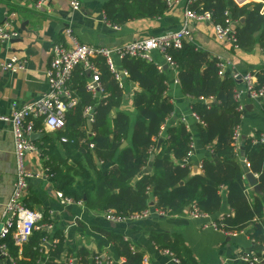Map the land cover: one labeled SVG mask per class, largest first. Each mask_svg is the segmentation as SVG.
<instances>
[{"label":"trees","instance_id":"trees-1","mask_svg":"<svg viewBox=\"0 0 264 264\" xmlns=\"http://www.w3.org/2000/svg\"><path fill=\"white\" fill-rule=\"evenodd\" d=\"M253 5L251 9L252 4L239 6L235 0H196L188 6L196 12H211L214 24L234 22L237 45L241 49L250 50L259 45L264 51L263 4ZM168 9L167 0H110L105 6V16L114 24H126L132 19L162 17ZM168 53L177 66L182 92L195 98L192 109L202 121V143L212 148V153L203 161L204 173L189 176V164L182 166L180 163L188 157L193 141L185 123L168 127L162 141L163 151L151 158L161 138L162 125L174 112V104L167 93L170 71L165 66L160 71L155 61L126 56L121 60V68L127 70L130 81L140 86V91L133 96L135 115L120 109L125 100L123 88L104 58L95 59L104 88L101 98L86 91L88 74L82 68L77 69L73 87L80 103L61 134L67 139L63 146L65 154L61 155L53 143H49L50 138L43 139L50 156L46 165L48 174L65 198L84 202L92 209L112 210L121 218L147 210L150 194L155 197L156 208L171 215L182 212L187 206L212 214L221 208L226 196L234 214L225 216V228L239 231L254 222L252 237L264 242V204L261 196H257L254 204L250 203L246 170L240 161L245 157L250 162V169L259 174L258 182L264 192V142L257 133V141L251 136H242L240 146L237 148L234 144V133L242 124L244 114L239 109L240 101L235 98L240 86L238 80L230 70L221 76L219 60L196 43L185 42L181 48H169ZM256 75L255 88L264 87V69ZM201 97L205 100H200ZM210 97L217 102L208 101ZM87 105L94 108L91 130L84 116ZM125 140L129 144L122 147ZM148 165L153 171L146 169ZM75 175L79 176L78 180ZM221 189H225V194ZM46 236V229L36 232V242ZM56 236L59 242L48 264H58L55 259L64 248L62 233L57 232ZM109 238L116 250L125 256L124 264H143V253L134 251L122 236L110 233ZM155 239L159 243L160 237L155 236ZM7 242L13 249V240L8 238ZM160 246L180 257L163 243ZM40 249V244L34 248L35 260L20 263L36 264ZM81 252L84 261L89 262L87 251ZM92 264L97 263L93 261Z\"/></svg>","mask_w":264,"mask_h":264},{"label":"crops","instance_id":"crops-1","mask_svg":"<svg viewBox=\"0 0 264 264\" xmlns=\"http://www.w3.org/2000/svg\"><path fill=\"white\" fill-rule=\"evenodd\" d=\"M38 1L0 0V25L10 22L19 33L12 40L0 39V61L12 57L26 60L23 70L8 72L0 68V114L4 116L12 113L13 102L20 105L32 102L48 90L46 71L52 57L53 46L58 42L70 44L64 32L66 28H72L74 36L81 43L120 48L138 40L179 29L184 24V12L187 6V0H181L169 6L162 17L132 19L126 24H114L105 16V6L110 0H82L80 11L72 9L70 0H47L41 7L36 6ZM235 2H238L239 6L252 4L251 9L254 8V3H262L264 13V0H235ZM190 28L192 39L186 42L196 43L212 57L228 62L230 71L235 70L242 74L253 73L257 81L256 72L264 69V51L259 45H254L250 50H243L231 43L219 41L210 22H193ZM153 56L170 71L167 93L174 104V112L171 119L162 125L161 142H158L153 149L151 158L163 151L162 141L167 135L168 127L171 124L178 126L180 123H185L192 133L194 151L180 163L182 166L189 164V176L203 174L204 158L212 153V148L202 143L200 121L194 117L195 112L192 109L195 98L182 92L177 67L167 64L164 56L159 52H153ZM114 59L119 70H125L121 68L122 59L117 55ZM74 76L71 87L77 93L73 87ZM128 76L127 72L124 76L123 88L125 100L120 109L134 116L133 96L140 91V86L130 81ZM238 82L239 89H245L244 83ZM95 97L101 98L102 93ZM211 100L217 102L215 98ZM242 102L245 104V110L240 125L241 137L251 136L257 141L259 139L256 138L257 133H260V137L264 136V100L254 101L248 94H244ZM74 115L75 111L72 110L68 113L67 120ZM67 126L68 121L66 128ZM66 128L61 131H51L46 129L40 120L36 121L33 133L36 135H31V138L37 149L29 152L25 158L26 168L35 173V176L28 183L24 202L31 209L44 212L42 224L51 222L54 227L45 228L47 236L39 242H36L35 233L41 232L42 229L35 231L30 241L22 246L16 245L13 241L14 247L9 248L4 264H21L20 261L35 260L34 248L37 244L41 246V255L37 256L36 264L51 263L52 252L59 242V238L55 237L57 232L62 233L65 243L63 251L55 259L58 264H84V262L92 264L96 255L111 260L113 264H124L125 256L116 250L109 238L110 233L122 236L134 251L142 252L148 258L149 264H247L239 258L241 254H261L264 251V242L252 237L254 222L236 231V235H228L212 227H204L203 222L208 220L192 218L191 206L185 207L182 212L175 215L160 213L155 206L153 194L148 198L150 214L147 217L126 219L121 222L109 220L106 217L107 211L92 209L84 202L64 203L58 195L60 191L47 171L46 165L50 156L47 155L43 139L50 138L49 143H53L61 155H64L65 142L62 141L64 135L61 134ZM87 128L89 130L92 128V122L89 125L88 120ZM128 144L129 142L125 140L122 147ZM242 158L245 157H241L240 161ZM97 162L100 164V159H97ZM146 169L153 171L151 165ZM16 171L17 162L11 124L0 120V226L4 219L6 203L14 189ZM253 173L258 180L259 174ZM75 177L79 179L78 175ZM245 180L250 203L254 204L257 196H261L264 204V192L257 193L253 186L248 184L246 177ZM221 193L225 194V189H221ZM231 214L233 215L234 211L224 196L221 208L210 214V217L212 220H218L222 216ZM155 236L160 237L159 243ZM162 243L163 246L171 248L175 255L182 257H178L180 262L173 261V256L164 252V248L160 246ZM83 249L87 251L86 258L89 262L84 261L81 252Z\"/></svg>","mask_w":264,"mask_h":264},{"label":"built area","instance_id":"built-area-1","mask_svg":"<svg viewBox=\"0 0 264 264\" xmlns=\"http://www.w3.org/2000/svg\"><path fill=\"white\" fill-rule=\"evenodd\" d=\"M47 0H39L36 2L37 7L43 6ZM181 0H167L169 6L179 3ZM196 0H187L185 9V20L183 26L179 29L168 31L161 35L151 36L142 40H138L120 48H110L107 46H97L86 43H81L73 34L72 28H66L65 34L70 42L67 45L64 42L55 43L52 50V57L50 64L46 71L48 82V90L32 102L25 104L12 103V113L9 116L0 114V120L8 121L11 124L15 156L17 162L16 181L13 192L9 197L5 209L4 219L0 226V264H4V258L9 254L8 238H11L18 246L27 243L35 231L40 229H51L54 225L51 222L42 224L41 220L44 217V212L41 210H34L28 207L24 202V195L28 188L30 179L35 176V173L29 171L25 165V158L29 152L37 149L33 142L31 135L35 132L36 121L40 120L43 126L51 131H61L66 128L67 115L74 110L80 103L79 96L71 87V82L74 73L78 67L82 68L89 78L86 80L85 88L93 96H98L103 92V84L101 81L100 68L95 61L96 58L102 57L106 60L111 72H113L115 79L118 81L121 88H124V76L127 71L119 70L115 62V56L120 59L126 56H137L145 58L149 61H155L158 69L162 71L164 64H160L153 56V52H159L164 56L166 63L177 67L168 49L171 47L181 48L183 44L192 39V30L190 24L193 22H210L214 26L215 37L219 41L231 43L236 48L237 34L234 28V22L228 20L227 24H214L212 13L209 11L196 12L189 8V4ZM71 7L75 11H80L82 7V0H70ZM238 3V2H237ZM19 33L15 30L10 22L0 25V39L3 41L12 40L17 37ZM26 60L24 58L12 57L5 61H0V68L8 72H16L25 69ZM219 74L225 75L228 70V62L219 59L218 62ZM231 75L234 79L243 82L245 89H238L235 95L236 100L240 101L239 109L244 112L245 104L242 102V96L248 94L254 101L264 100V87L255 88L257 84L255 75L253 73L242 74L238 71L231 70ZM202 101L204 97L200 98ZM214 97H210L208 101H212ZM93 106L87 105L84 108V116L87 120L93 122ZM200 122L201 119L197 113L193 114ZM241 140V131L238 127L234 133V144L238 148ZM62 141L67 139L62 137ZM264 142V136L261 137ZM194 151V144H191L189 156ZM245 167L250 169V162L244 158ZM258 176V174H256ZM59 197L64 203L73 202L70 198H65L61 192ZM160 213H164L160 211ZM190 213L192 218L199 220H208L203 222L204 227H212L216 230L224 232L228 235H236V231L225 228L223 223L225 217L218 220H212L210 214L200 212L195 206H191ZM150 210L147 209L140 214H135L131 217L121 218L115 215L110 210L106 212V217L113 222H121L126 219H138L147 217ZM164 252L173 256V261L180 262V259L175 257L168 250ZM247 264H264V251L261 254L244 253L239 257ZM94 261L97 264H113L109 259H104L101 255H96ZM143 264H149L146 256L143 258Z\"/></svg>","mask_w":264,"mask_h":264},{"label":"water","instance_id":"water-1","mask_svg":"<svg viewBox=\"0 0 264 264\" xmlns=\"http://www.w3.org/2000/svg\"><path fill=\"white\" fill-rule=\"evenodd\" d=\"M88 124H89V125L91 124V122H90L89 120H88ZM34 135H36V134H32V136H34ZM160 142H161V140L159 141V143H160ZM241 163H242V165L245 167L244 158H242ZM245 170H246V175H245V177H246V179H247L248 184L251 185V186H253L254 190H255L257 193H259V194L262 193V192H263V191H262V188H261V186L259 185L257 178L254 176V173H253L250 169H248V168H246V167H245Z\"/></svg>","mask_w":264,"mask_h":264}]
</instances>
